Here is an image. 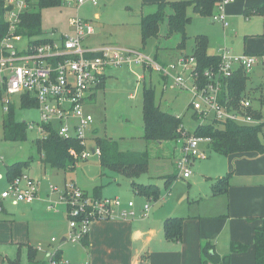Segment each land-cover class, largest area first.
Masks as SVG:
<instances>
[{
	"label": "rangeland",
	"instance_id": "1",
	"mask_svg": "<svg viewBox=\"0 0 264 264\" xmlns=\"http://www.w3.org/2000/svg\"><path fill=\"white\" fill-rule=\"evenodd\" d=\"M174 1L178 0H101L98 6L86 3L80 9H77L73 5H68L64 0L60 6L42 10V37L56 38L61 34L68 35L72 33L70 20L73 17L80 16L92 19L96 35L100 33V38L108 40L107 42L110 44L143 52L151 59L158 57L161 61L171 60L181 53L177 48L181 42L182 34L176 32L169 35V19L166 16L165 20L160 24L159 35L148 39L144 43L141 17L154 12L159 3H172ZM263 1L234 0L233 3L227 5L228 27H224L220 21L213 20L214 16L219 13L218 7H215L210 16L200 15L194 11L193 7H189L188 15L191 17V21L186 27L188 40L183 52L192 53L196 37L203 35L208 37L209 50L211 52L222 53V49L226 48L234 55H241L244 52L258 54L260 61H263L264 55L261 54L264 50V16L252 12ZM30 2V7L33 11H40L38 0H30ZM170 11L171 9L168 8L167 13H170ZM97 13L100 15L99 18L95 17ZM262 67L261 64L254 66L247 84V91L254 98V106L259 108L261 106L260 98H264V91L262 92L261 88L258 89L260 85L264 86V69ZM142 73L147 74L145 80L138 78ZM110 74L106 79L105 88L98 91L97 98L88 107L96 117L99 136L118 141L121 150L149 151L152 158V170L142 175L141 178H137L138 182H148V177L152 175L153 171L158 169V164L161 162L168 165V171L163 174L165 180H168L177 173L173 160L175 156L180 154L181 143L176 140H166L163 141L162 145H160V141L149 148L145 145L144 91L145 88L153 87L156 102L162 110L182 118L183 126L193 134L197 131L198 126V121L194 119L196 112L191 106L194 95L190 89L181 91L171 87L165 89L166 81L161 73L157 70L145 72L140 65L132 64L115 67L110 70ZM14 98L16 101L15 117L17 120L26 122L39 121L40 112L37 109L24 108L19 95ZM5 113L4 108L0 104V173L4 176L3 179H0V195L9 186V179L7 178L9 166L20 161L29 160L31 157L36 160L40 156L35 145L36 139L41 135L38 129L28 130L27 138L24 141H12L4 138L3 120ZM261 140L264 143V131L261 133ZM207 146V142L202 143V147L206 149V156L196 158L190 164L191 178L176 177L169 193L166 190L165 181H160L159 186L162 195L157 200L150 198L148 200L137 194L130 180L125 176L110 172L118 177L119 184L115 183L113 178L111 179L107 175L103 176L99 155H91L88 159H79L76 169L71 174L68 173V177L75 179L78 187L89 194L94 192L96 186L107 185L108 182H111L104 187V196H118L124 201L133 200L135 204L147 203L152 206L153 211H150L151 214L158 211V217L167 216L168 214L184 217L185 222H190L187 240L183 244L187 249V255L189 256L190 252L199 253L200 255L201 235L200 226L197 225L198 218L199 216L203 218L214 216L222 209L220 200H217V196L213 193L211 178L216 177L214 173L220 168V163L216 160V157L222 158L224 156L211 152ZM152 162H154L153 165ZM22 170L24 173H28L25 172L27 167L22 168ZM46 171L48 179H45V182L47 183H43L42 180L35 177L39 175L36 167L30 169L28 175L36 180L38 179L40 182V197L38 199H41L44 188H47V191L49 190L51 193L50 195L46 193V196H49L47 198L49 208L50 203L60 202V194L52 193L50 191L51 186L62 190L65 184L60 183L63 181V171H60L62 175L53 174L54 170L51 165H47ZM163 172L161 171L160 173ZM44 173L45 171H43ZM68 181L72 182L70 178H68ZM10 200L12 199L4 200V204L9 210L12 209ZM22 203L24 202H20L16 206H20ZM148 216L143 217L141 221L149 220L151 215L147 218ZM67 220L69 224L68 216ZM209 221L212 220L210 219ZM58 241H60V238H58ZM161 248L162 252L164 250L171 252L173 249L180 251L181 245H172L167 242L165 244L162 243ZM14 249H17V246ZM228 253H231V251ZM152 259L154 264H157L160 255L156 253L152 256ZM166 261L167 264H176L174 260ZM194 264H198L197 260Z\"/></svg>",
	"mask_w": 264,
	"mask_h": 264
},
{
	"label": "built area",
	"instance_id": "2",
	"mask_svg": "<svg viewBox=\"0 0 264 264\" xmlns=\"http://www.w3.org/2000/svg\"><path fill=\"white\" fill-rule=\"evenodd\" d=\"M65 1L79 8L86 3L97 6L101 0ZM231 1L222 0L218 3L219 13L213 18L225 27L229 26L226 6ZM5 6L9 28L0 40V104L5 112H9L11 105L16 104L15 96L21 97L22 104L24 100L29 103L35 101L36 106L30 108L40 112V119L38 122H26L28 130L38 129L42 136L47 134L45 125H53L60 136L78 138L86 147L77 156L80 159L101 155L99 147L94 145V153L90 147L96 117L88 107L105 84L110 70L123 65H140L145 72L157 70L166 81L165 89H190L194 95L191 106L199 115V124L235 122L238 125H262V133L264 131V114L256 116L251 111L253 103L249 98L240 100L237 106L230 105L222 98L223 79L231 77L238 69L250 74L255 65H264L259 55H234L229 49H222L219 66L207 68L203 73V81L197 72L198 62L193 55H183L169 63H162L143 52L118 45L89 47L85 40L95 32V27L91 20L80 16L71 19L72 33L68 35L61 34L56 38L28 36L18 31L20 14L28 8V0H5ZM146 77V73L138 76L141 80ZM181 129V136L176 141L181 143L183 156L177 166L184 177H189L192 174V161L207 154L201 144H209L211 138L193 134L184 126ZM50 191L60 194V202L66 207L69 218L67 240L72 243H83L96 220L146 217L151 210V205L147 203L138 212L133 200L124 202L118 196L89 194L74 181L66 183L62 190L51 186ZM39 197L40 182L28 173L9 181V186L1 193L3 199L13 198L25 203H33ZM55 206L56 203H50L49 208ZM1 208L3 205L0 203ZM46 264L81 263L52 255Z\"/></svg>",
	"mask_w": 264,
	"mask_h": 264
},
{
	"label": "crops",
	"instance_id": "3",
	"mask_svg": "<svg viewBox=\"0 0 264 264\" xmlns=\"http://www.w3.org/2000/svg\"><path fill=\"white\" fill-rule=\"evenodd\" d=\"M233 2L234 0L227 5ZM81 7L75 8L80 9ZM99 16V13H97L95 17L99 18ZM85 19L93 21L90 18ZM100 36V33L96 35L95 30L85 40L86 45L99 47L110 44L107 42L108 40H104ZM211 53L216 54L214 52ZM179 55L171 60L160 61L169 63L176 60ZM260 64L264 69V65ZM106 81L102 89L105 88ZM97 136H99V129L95 122L89 141L90 147H94V142L92 141ZM162 144L163 141H160V145ZM207 148L213 152L209 144ZM202 149L206 150L204 147ZM221 155L224 157H216V160L220 163V168L214 173L216 177L211 178L212 189L213 180L220 176L230 174L229 184L226 190L220 194H215L213 190L214 195L217 196V200H220L222 205L220 212L214 216L205 218L199 216L198 218L197 225L200 226L201 235L200 252H202V247L205 243L211 242L215 245L216 251L224 255L231 251L232 241H240L249 244V249L245 252L233 253L231 264H255L254 232L255 228L264 222V152L245 151ZM182 156L183 150L181 146L180 154L175 156V158L173 157L174 167L177 169L178 176L189 179L192 174L189 177H184L177 166ZM156 158L158 159V157ZM158 166V169H154L155 171L148 177V182H141L145 184L154 183L160 188L159 183L164 180L166 186L167 180H165L163 174L168 171V165L161 162ZM33 167H36L39 172V175L34 176L42 180L43 183H47L45 182V179H48L47 165L42 161L41 156H38L36 160H32L25 172L29 173V170ZM152 167L149 172H151ZM53 170V174H61L60 171H63V175L61 174L63 181L60 183L66 184L69 182L68 178H70V181L77 182L72 177H68V173L71 174L73 171L56 168H53ZM43 171H45V176H43ZM161 171L164 172L160 173ZM110 172L112 171L107 172V177L113 178L114 182L119 184L118 177ZM3 178L4 176L0 173V179ZM110 183L108 182V184ZM107 185H100L102 186L101 189L94 190L92 194L107 197L104 196V187ZM167 192L169 193L168 190ZM46 193L48 195L51 194L49 190L47 191V188H44L41 199H37L33 203L24 202L20 206H16V204L20 203L19 201L11 198L10 205L12 209L10 210L4 204L6 199L1 198L0 195V203L3 205V208L0 209V264H46L52 255L81 264H154L152 256L156 253L160 255L157 264H167L166 260H174L176 264H194L197 260L198 264H201L202 255L190 252V256L188 252V256L187 249L183 245L187 240L190 222L184 221L182 240L172 241L167 239L165 235V220L169 217L182 216L168 214V217H158V211H155L154 214L149 213L147 218L150 215L151 217L146 221H141L143 217L140 216L133 219L96 220L91 225L88 245L72 243L67 240L69 224L65 205L59 202L56 203L55 208L49 209L47 202L49 196H46ZM143 197L148 200L153 199H149L146 196ZM144 205L145 203H136L137 211L140 212ZM210 219L212 221H209ZM57 237L60 238V241H58ZM53 238H56V240L53 241ZM167 242L172 245H181L180 251L173 249L171 252L166 250L162 252V243L165 244ZM220 245L221 250L219 251ZM15 246H17V249H14ZM31 249H33L34 253L30 252ZM199 257L200 260L198 261Z\"/></svg>",
	"mask_w": 264,
	"mask_h": 264
},
{
	"label": "trees",
	"instance_id": "4",
	"mask_svg": "<svg viewBox=\"0 0 264 264\" xmlns=\"http://www.w3.org/2000/svg\"><path fill=\"white\" fill-rule=\"evenodd\" d=\"M222 0H178L172 3H159L157 9L149 14L142 15L141 29L144 43L152 37H157L160 32V24L165 20L166 16L169 19V35L181 33L182 39L178 45V50L181 51L180 56L188 55L183 52L188 40L186 27L191 21L188 15V8L193 7L194 11L203 16H210L215 7ZM63 0H38L40 11H33L30 7L31 2L28 0V8L20 14V23L18 31L27 34L28 36H42V10L49 7L62 5ZM168 8L171 9L170 13ZM7 8L5 0H0V40L7 34L9 23L6 19ZM255 14L264 16V1L261 5L252 10ZM197 62V72L200 79L205 81L203 73L207 68L218 67L221 58L218 54H213L209 50V40L206 36H197L195 41L194 51L190 53ZM264 55V50L262 54ZM158 61V57H155ZM161 62V61H160ZM249 73L243 69L234 71L229 78L223 79L222 98L227 100L230 105H235L244 98H249L253 107L251 111L260 116L263 113L264 98H260V108L254 106V98L247 91ZM105 84L102 85V88ZM264 91V86L260 85L258 89ZM15 104L11 105L10 111L5 113L3 120L4 138L12 141H24L27 138L28 126L26 121H19L15 117ZM22 106L24 108L35 107L36 103L24 100ZM143 113L145 121L144 142L149 148L158 141L176 140L181 136L183 120L178 115L171 114L157 104L155 99V91L153 87L145 88ZM199 115L194 114V119L199 121ZM47 134L39 136L35 145L42 161L46 165H51L53 168L73 171L79 162V154L85 150V146L81 144L78 138H64L58 134L56 127L53 125H45ZM262 125H238L235 122H226L224 124L211 122L199 124L197 126L196 135L202 137H210V148L213 152L229 155L236 152L257 151L264 152V143L261 140ZM94 145L101 149L100 163L103 169L102 175L112 171L122 176L127 177L134 189L140 195L148 198L159 199L161 197L160 188L157 184H145L138 182L137 178L149 173L151 166V155L148 150L145 151H125L121 150L120 144L116 140L107 137L97 136L94 138ZM32 157L26 161H20L12 164L8 168L7 177L12 181L15 177L24 173L22 168L29 167L32 162ZM178 172L172 175L166 181L167 190L170 191L171 186ZM230 174L217 177L213 180V190L215 194L224 192L229 184ZM102 186L96 187L95 190H100ZM96 195V194H94ZM98 196V195H97ZM184 217H169L164 222V230L167 239L172 241H180L183 237ZM87 235L83 239V243L88 245ZM249 249V244L240 241H232L231 253H241ZM254 251L255 264H264V222L257 226L254 232ZM33 252V249L30 250ZM231 253L224 255L219 254L215 245L207 242L202 247L201 264H231ZM33 259V258H32Z\"/></svg>",
	"mask_w": 264,
	"mask_h": 264
},
{
	"label": "water",
	"instance_id": "5",
	"mask_svg": "<svg viewBox=\"0 0 264 264\" xmlns=\"http://www.w3.org/2000/svg\"><path fill=\"white\" fill-rule=\"evenodd\" d=\"M91 150L94 153L95 152V147H91Z\"/></svg>",
	"mask_w": 264,
	"mask_h": 264
}]
</instances>
